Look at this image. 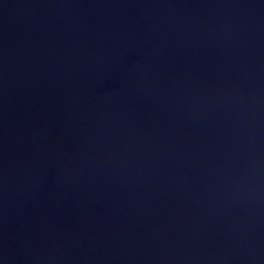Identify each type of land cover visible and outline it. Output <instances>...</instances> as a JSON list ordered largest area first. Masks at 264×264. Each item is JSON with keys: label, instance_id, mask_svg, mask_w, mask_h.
<instances>
[{"label": "water", "instance_id": "water-1", "mask_svg": "<svg viewBox=\"0 0 264 264\" xmlns=\"http://www.w3.org/2000/svg\"><path fill=\"white\" fill-rule=\"evenodd\" d=\"M0 264H264V0H0Z\"/></svg>", "mask_w": 264, "mask_h": 264}]
</instances>
